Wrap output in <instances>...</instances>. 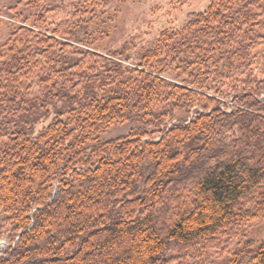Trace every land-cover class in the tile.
I'll use <instances>...</instances> for the list:
<instances>
[{"label": "trees", "instance_id": "1", "mask_svg": "<svg viewBox=\"0 0 264 264\" xmlns=\"http://www.w3.org/2000/svg\"><path fill=\"white\" fill-rule=\"evenodd\" d=\"M24 1L0 46V264H264L244 239L264 220V0H212L133 56L79 38L110 0L56 25Z\"/></svg>", "mask_w": 264, "mask_h": 264}, {"label": "rangeland", "instance_id": "2", "mask_svg": "<svg viewBox=\"0 0 264 264\" xmlns=\"http://www.w3.org/2000/svg\"><path fill=\"white\" fill-rule=\"evenodd\" d=\"M87 0H42L41 6L51 5L54 9L48 17L49 25L59 24L67 20L76 5L84 4ZM212 0H110L99 10L98 18L94 22L84 23L79 28V38L84 39L87 35H93L100 46V52L104 55L128 46L130 55L142 49L151 47L158 39L160 33L168 28L182 27L191 13L204 11ZM21 0H0V46L6 42L13 26L21 23L20 13L25 10L26 1L21 6ZM17 6L19 8L14 10ZM35 11H28L24 18L28 19L27 25H32ZM40 30V28H39ZM81 49H93L94 47L75 43ZM127 63V62H125ZM130 63V62H128ZM253 76L264 79V65L256 62L253 65ZM228 108L232 109L234 103L227 99ZM55 114H51L38 130L48 124ZM180 114L178 113L177 117ZM132 128L130 124L110 127L105 130L101 137L105 140L114 139L127 134ZM18 239V236L14 237ZM259 243L264 240V220H258L251 226L247 237ZM10 237L0 238V255L11 245ZM180 264V263H172ZM192 264V263H187Z\"/></svg>", "mask_w": 264, "mask_h": 264}]
</instances>
